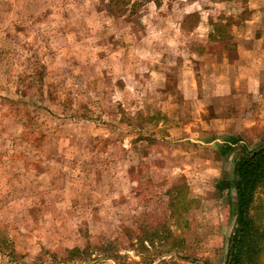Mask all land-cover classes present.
I'll list each match as a JSON object with an SVG mask.
<instances>
[{
  "label": "rangeland",
  "instance_id": "obj_1",
  "mask_svg": "<svg viewBox=\"0 0 264 264\" xmlns=\"http://www.w3.org/2000/svg\"><path fill=\"white\" fill-rule=\"evenodd\" d=\"M262 3L0 0V264H226Z\"/></svg>",
  "mask_w": 264,
  "mask_h": 264
},
{
  "label": "trees",
  "instance_id": "obj_2",
  "mask_svg": "<svg viewBox=\"0 0 264 264\" xmlns=\"http://www.w3.org/2000/svg\"><path fill=\"white\" fill-rule=\"evenodd\" d=\"M220 192H234L229 207L235 227L227 248L226 264H255L264 250V228L257 226L250 214L256 194L264 188V143L234 162L233 180L220 181Z\"/></svg>",
  "mask_w": 264,
  "mask_h": 264
},
{
  "label": "crops",
  "instance_id": "obj_3",
  "mask_svg": "<svg viewBox=\"0 0 264 264\" xmlns=\"http://www.w3.org/2000/svg\"><path fill=\"white\" fill-rule=\"evenodd\" d=\"M264 4V3H262ZM264 10V8H263ZM257 17V16H256ZM259 18V17H258ZM262 19V15H261V18L259 19H255V20H249V21H245L246 23V26L248 24H254L255 22H257L258 20ZM249 27H247L246 29H248ZM245 34V35H244ZM264 37V33H262L261 31H259L258 29L257 30H253V27H250V29H248L247 32H243L241 35H240V40H247L249 44H257V41H261L262 38ZM247 43V44H248ZM254 48V46H253ZM248 49H251V48H248ZM264 49V48H263ZM255 54H257L256 52H254ZM264 54V51H262V54ZM263 58V62H264V56L262 57ZM261 70H264V67L261 69ZM246 85H248V88H249V91H251L254 87H257L258 84L255 83V82H252V83H246ZM247 91L248 93L252 94L251 92Z\"/></svg>",
  "mask_w": 264,
  "mask_h": 264
}]
</instances>
